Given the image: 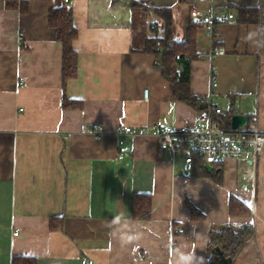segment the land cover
<instances>
[{
    "label": "crops",
    "instance_id": "crops-1",
    "mask_svg": "<svg viewBox=\"0 0 264 264\" xmlns=\"http://www.w3.org/2000/svg\"><path fill=\"white\" fill-rule=\"evenodd\" d=\"M131 1L71 0L79 70L65 86L63 47L48 22L64 1L11 0L27 2L22 13L0 0V264L17 256L39 264H215L211 234L229 225L255 229L233 264H264V153L256 166L248 156L221 163L217 182L193 176L183 157L159 150L156 136L140 135L190 123L200 111L175 99L154 55L133 51L153 19ZM141 1L171 8L179 39L195 20L192 9L235 16L219 22L215 40L198 30L191 90L207 98L215 74L214 105L264 132V0ZM246 8L257 10V22H240ZM64 97L82 104L64 109ZM94 126L105 133L99 139ZM136 193L152 197L149 219L131 217ZM231 196L251 215H231Z\"/></svg>",
    "mask_w": 264,
    "mask_h": 264
},
{
    "label": "trees",
    "instance_id": "trees-1",
    "mask_svg": "<svg viewBox=\"0 0 264 264\" xmlns=\"http://www.w3.org/2000/svg\"><path fill=\"white\" fill-rule=\"evenodd\" d=\"M130 3L133 11H143L153 18L149 28L150 35L145 39L143 47L133 51L154 55L157 59L155 69L173 86L175 99L194 110L201 111L204 106V99L193 94L194 92L191 90V69L192 63L199 57L197 35L198 30L205 27L204 23L199 20H192L188 24L185 39H179L175 35L174 12L171 8H156L141 0H132ZM18 7L22 13H27L29 10L27 2H22ZM18 7L16 2L11 3V0H6L7 9L12 10ZM252 13L256 14L257 10L241 9L240 22H257L258 15L252 18ZM48 22L50 27L56 30L57 40L63 47V76L66 86L69 81L78 76L79 70V57L73 46L74 41L78 38L73 9L66 4L51 9ZM63 102L64 109L79 108L82 104L66 97H64ZM232 115V112H228L216 117L222 129H231ZM189 166L193 176L209 177L217 182H222L223 168L221 163L215 165L216 168L212 172L205 168L206 165L199 158H195ZM152 207V197L149 194L136 193L132 195V218L136 220L149 219L152 214ZM229 210L231 215L237 217L251 215L249 206L235 196L230 197ZM195 212V217H201V214H197V210L192 209L193 216ZM57 228L60 226L52 225L53 230ZM254 233L255 229L252 225L238 229L229 225L220 231L212 232L208 243L211 261L220 260V256L216 252L217 249H220L223 256L234 262ZM12 262V264H39L37 258L24 256L14 257Z\"/></svg>",
    "mask_w": 264,
    "mask_h": 264
},
{
    "label": "built area",
    "instance_id": "built-area-1",
    "mask_svg": "<svg viewBox=\"0 0 264 264\" xmlns=\"http://www.w3.org/2000/svg\"><path fill=\"white\" fill-rule=\"evenodd\" d=\"M63 1L66 5L71 3V0ZM226 17L232 20L235 16L233 14L226 16L224 12H218L215 8H211L206 13L196 8L191 10V18L199 21L205 19L204 26L213 40H215L219 22L225 20ZM215 51L216 48L211 53V57L214 56ZM211 78L212 92L204 99L203 109L197 113L194 121L176 127L162 126L155 128L154 132L142 129L140 135L156 136L159 140L160 151L170 152L173 158L181 156L188 165L195 158H199L205 165L215 167L227 160H238L248 156L251 165L256 166L258 159L264 153V132L248 128L224 130L220 127L216 117L223 114V110L213 103L218 78L215 74ZM149 95V89H145L143 93L145 101H149ZM125 132L131 133L132 130L127 128ZM92 134L99 139L105 133L102 128L94 126ZM174 231L178 232L179 229L175 228Z\"/></svg>",
    "mask_w": 264,
    "mask_h": 264
},
{
    "label": "water",
    "instance_id": "water-1",
    "mask_svg": "<svg viewBox=\"0 0 264 264\" xmlns=\"http://www.w3.org/2000/svg\"><path fill=\"white\" fill-rule=\"evenodd\" d=\"M249 123V118L245 115L241 114H234L231 118V128L234 130H239L246 128ZM208 171L212 172L214 167L210 165H206L205 167ZM216 252L220 256V261L215 264H233V261L229 258L223 256V252L220 249H217Z\"/></svg>",
    "mask_w": 264,
    "mask_h": 264
},
{
    "label": "rangeland",
    "instance_id": "rangeland-1",
    "mask_svg": "<svg viewBox=\"0 0 264 264\" xmlns=\"http://www.w3.org/2000/svg\"><path fill=\"white\" fill-rule=\"evenodd\" d=\"M153 19V18H152ZM187 27V26H186ZM175 35L178 37V34H177V32H176V29H175Z\"/></svg>",
    "mask_w": 264,
    "mask_h": 264
},
{
    "label": "clouds",
    "instance_id": "clouds-1",
    "mask_svg": "<svg viewBox=\"0 0 264 264\" xmlns=\"http://www.w3.org/2000/svg\"><path fill=\"white\" fill-rule=\"evenodd\" d=\"M188 259H190V257Z\"/></svg>",
    "mask_w": 264,
    "mask_h": 264
}]
</instances>
